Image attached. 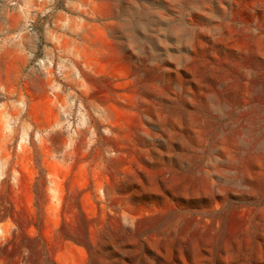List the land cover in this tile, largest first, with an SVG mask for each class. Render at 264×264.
I'll return each instance as SVG.
<instances>
[{
    "label": "rangeland",
    "instance_id": "1",
    "mask_svg": "<svg viewBox=\"0 0 264 264\" xmlns=\"http://www.w3.org/2000/svg\"><path fill=\"white\" fill-rule=\"evenodd\" d=\"M0 264H264V0H0Z\"/></svg>",
    "mask_w": 264,
    "mask_h": 264
}]
</instances>
